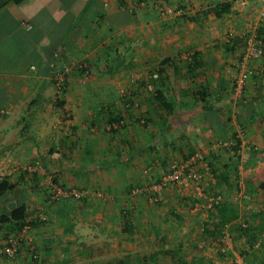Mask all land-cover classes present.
<instances>
[{
  "label": "crops",
  "instance_id": "obj_1",
  "mask_svg": "<svg viewBox=\"0 0 264 264\" xmlns=\"http://www.w3.org/2000/svg\"><path fill=\"white\" fill-rule=\"evenodd\" d=\"M226 1L230 11L214 16L211 9ZM254 1L164 0L180 13L162 16L154 0H20L0 8V110H7L0 113V178L14 184L0 194V212L23 204L27 215L46 217L27 230L33 261L26 238L12 258L2 253L9 228L0 224V264H78L90 247L106 253L118 245L115 261L147 255L130 253L128 216L140 213L147 234L156 209L142 191L159 180L166 150L183 152L185 177L203 167L200 179L186 178L202 191L207 179L246 199L264 197V57L240 62L242 36L261 29ZM241 69L248 75L237 90ZM176 75L196 82L190 87ZM200 87L208 111L189 95ZM156 88L172 110L157 103ZM235 156L236 179L219 182ZM57 187L82 198L71 207L50 201ZM255 210L238 208L237 220L252 212L247 223L263 226Z\"/></svg>",
  "mask_w": 264,
  "mask_h": 264
},
{
  "label": "rangeland",
  "instance_id": "obj_2",
  "mask_svg": "<svg viewBox=\"0 0 264 264\" xmlns=\"http://www.w3.org/2000/svg\"><path fill=\"white\" fill-rule=\"evenodd\" d=\"M252 3L256 4L257 2L254 1ZM237 74L235 75V78ZM176 76L179 83L181 82L184 84H188L190 87L191 83L196 82L195 79H192L190 80V82H188L184 81L186 79L185 77H183L182 80V77H180L179 75ZM128 79L130 80L131 76ZM188 79H191V77H188ZM131 81L133 80H130V82ZM233 85L235 86V82ZM182 153V151H176L174 149L163 151V172L160 175L159 180L151 183L162 181L161 178L166 174L168 165L172 161H175V163H177L179 169L182 172V175L185 174L183 171L185 167L183 166L184 164L182 162L181 164L179 163L180 161H178V155ZM179 158L181 161H183L184 157H181L179 155ZM194 164L197 165V161ZM194 170L195 169H193V171L189 170V172H192L191 174L194 175H202L204 173L203 167L199 168V166H196V171ZM200 182V185L204 187L202 191L203 194L200 197L195 194V186L191 183V181L188 187L179 183H166L161 189L160 197L157 202H147L150 194H146L144 195L145 197H142V199L144 198L145 203H149L156 210H154V214L149 216L152 218V223L148 221L149 225L147 234H144V231L141 229L144 226V221L142 220L143 218L140 213L132 212L128 216V218L130 219V221L128 219V222L130 223V230L132 235L131 239L133 243L130 247V253L134 255H148L155 252V255L158 254L155 257L157 260L152 259L140 264H170L172 253L176 256L178 255V257L182 261H185V264H190L189 261L198 256L203 259L202 262L204 264H262L264 262V244L260 243L259 239H257L256 241L257 243H259H255L253 246V252L248 250L247 252L249 255L240 256V247L242 245H246V242H244L243 238L239 239L233 236L230 240V235H228L227 231L225 230L223 233V238H221V240H217L215 238H218V235H215V237H209L208 235L205 236L204 232L201 230V227H203V223L208 222V215L211 214V209L207 207L206 199L207 197L214 195H219L221 197L220 199H230L236 205L237 209H260L261 212L257 210L253 211V213L256 214L254 215V218L260 217V221H262L261 225L264 226V197L255 198L252 200L250 198L246 199L241 196L242 191L240 195H238L239 193L237 194V191L232 186L224 191V189L220 187V184H216L214 186L212 185L214 189L212 190L211 183L207 181V179H201ZM68 201H70L71 207V205H75L77 200ZM133 201L136 202V200ZM249 213L252 214V212ZM250 214L247 213V216L249 215V218L245 219L240 217L238 220L236 219V221L244 224L245 222H243V219H245L246 221H252L250 219ZM156 225H158V227L155 229ZM259 233V237L261 238L264 235V232L262 231ZM145 236H148L147 242L145 245H143L146 240ZM178 238H180V241L183 242H179V240H177ZM188 238L190 239L188 240ZM219 248L223 249V255L219 253ZM121 250H123V248L118 245L115 248L109 247L106 253H102L101 251L96 252V247H90V250L87 254L85 253L84 255H82V257L77 259V263L116 264L114 258H117ZM249 257H251L252 259H250ZM36 259H38V254ZM70 261L71 260L69 259L68 262ZM29 264H31V262ZM130 264L139 263L134 262ZM195 264L198 263L196 262Z\"/></svg>",
  "mask_w": 264,
  "mask_h": 264
},
{
  "label": "trees",
  "instance_id": "obj_3",
  "mask_svg": "<svg viewBox=\"0 0 264 264\" xmlns=\"http://www.w3.org/2000/svg\"><path fill=\"white\" fill-rule=\"evenodd\" d=\"M19 1L20 0H0V8L7 2L17 3ZM229 8H230V3L226 1L214 6L211 9V12L214 16L219 17L222 13L229 12L230 11ZM196 57H197V53H194L192 56H190V59L194 61V59L196 60ZM194 64H197V62H195ZM190 67H191L190 63H187L186 68H189L187 69V72H191ZM161 72L163 71L160 70L159 73ZM155 95H156L155 99L157 100V103L161 107H163L168 111L173 109L175 103L169 101L163 96L162 89L156 88ZM189 95L190 96L192 95V98L195 100V102L201 105L203 111H208L211 109V103L205 98L208 95L207 89L205 87H200L194 90L189 89ZM182 104L185 105L186 102H182L181 106H183ZM237 144H238L237 139L234 138V143L231 146V152L233 154L236 153V149L238 146ZM237 162L238 159L235 156V158L232 159L231 165L229 166L225 165V171L217 175V178L220 179L219 182L222 183L225 182L226 185H229L227 184L229 183V180L234 181L236 179ZM229 174H231V177L229 176ZM13 186H14L13 182H11L9 179L3 177L0 178V194L6 190L12 189ZM61 200H65V199H61ZM207 207L211 209V214L208 215L209 216L208 222L203 223V227H201V230L204 232L205 236L208 235L209 237H215V235H218V238L216 237L215 239L221 240V238H223L224 235L223 233L226 230L228 235H230V240L232 239L233 236L239 239L243 238L244 242H246V245H242L240 247L239 249L240 256L249 255L247 252L248 250L253 252L254 251L253 246L255 243H257L256 242L257 239H259L260 243L264 244V235L261 238L259 237L260 234L259 232L262 231L264 232V226H258L257 224L256 225L249 224L245 219H243V222H245L243 226L239 222L234 223L235 219H237L238 217V209L230 199H220L218 204L212 203ZM26 217H27V213L25 211V206L23 204L14 205L8 210L0 212V224H6L7 227L9 228L7 231L8 232L7 235L16 234L26 223ZM36 223L37 222H34L33 220L30 221L31 226L36 225ZM24 243L25 241L22 239L19 245H23ZM219 249H220L219 253L223 255V249L222 248ZM128 256L129 255H126L124 260L116 261V264H129ZM151 258L152 259L155 258L154 253L148 255H140L137 259L138 261L136 260L135 262L140 264L142 262L149 261ZM249 258L252 259L251 257ZM35 259L32 258V261ZM202 260L203 259L198 256L194 259H191V261L189 262L190 264H195L196 262L198 264H204ZM170 264H185V261H182L178 257V255L176 256L172 253ZM262 264H264V262Z\"/></svg>",
  "mask_w": 264,
  "mask_h": 264
},
{
  "label": "built area",
  "instance_id": "obj_4",
  "mask_svg": "<svg viewBox=\"0 0 264 264\" xmlns=\"http://www.w3.org/2000/svg\"><path fill=\"white\" fill-rule=\"evenodd\" d=\"M258 3V21L261 24V29L259 32H257L256 27L252 28L250 32L247 35L242 36V55L240 62L246 63L250 60H255L259 58L264 57V0H256ZM237 3L239 5H244L245 0H237ZM154 9L157 11L159 16H162L163 14H179V9L171 8L167 5H165L164 0H154L153 3ZM73 63V62H72ZM70 64V66L72 65ZM65 67L62 73H65L69 67ZM78 68H81L79 74V80L81 82L84 81V79L87 77L85 64L84 63H78ZM248 72L246 70H240L237 74L235 88L237 90H241L243 87V84L247 78ZM63 78L60 76L55 84V94L59 95L62 91L63 84H62ZM149 88V87H148ZM6 109H1L0 113H6ZM194 178L195 180L200 179L198 175L194 174H188L187 177L185 175H182L181 170L179 169V166L175 161H172L169 163L166 174L161 178L162 181L156 182V183H150L149 185L144 188V191H146L149 196L150 202H157L160 197L161 189L166 183H179L184 186H189L188 181H186V178ZM198 182V181H196ZM140 192V191H139ZM195 194L197 196H202V190L201 188L195 187ZM82 198V192L76 189H69V188H61L57 187L53 189L48 194V199L50 201H57L61 199L65 200H79ZM219 195H214L207 197V206L211 205L212 203L218 204L220 201ZM34 218H37L39 221L46 220V217L44 214H31L27 215L26 217V223L24 226L20 229V231L16 234H9L6 236L4 245L2 246V253L9 258H12L15 253L17 252V247L20 243V241L24 238H26L28 241L26 242V248L29 252V257L32 259H35L37 257L34 246L30 242L31 238L27 237V230L30 228V221H32ZM243 226L244 223H241Z\"/></svg>",
  "mask_w": 264,
  "mask_h": 264
}]
</instances>
